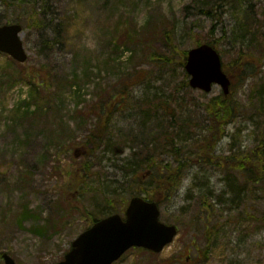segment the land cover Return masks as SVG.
Returning <instances> with one entry per match:
<instances>
[{"label": "rangeland", "instance_id": "374dc122", "mask_svg": "<svg viewBox=\"0 0 264 264\" xmlns=\"http://www.w3.org/2000/svg\"><path fill=\"white\" fill-rule=\"evenodd\" d=\"M247 1L0 0V24H22L27 52L24 63L0 52V264L4 252L16 264L58 262L92 217L114 212L103 197L116 187L128 195L115 164L132 149L119 141L146 135V98L179 132L187 164L159 202L178 233L160 252L133 247L113 264H264V196L231 165L264 134V0ZM197 41L218 51L236 103L207 151L216 160L200 158L195 138L207 135L204 105L221 88L205 93L184 77ZM129 83L127 100L110 104ZM102 110L111 120L98 143L88 136ZM174 154L157 161L176 165Z\"/></svg>", "mask_w": 264, "mask_h": 264}, {"label": "trees", "instance_id": "16d2710c", "mask_svg": "<svg viewBox=\"0 0 264 264\" xmlns=\"http://www.w3.org/2000/svg\"><path fill=\"white\" fill-rule=\"evenodd\" d=\"M236 1L239 4L241 0ZM247 2L248 1L245 0V6L250 7L247 5ZM208 10H211V7H208L207 11H205L206 15L210 16ZM247 11L252 10L250 9ZM33 12L36 16H39L40 13L37 12V5L33 8ZM30 20L32 19L30 18ZM206 43L211 44L209 41H206ZM199 44H201V42L197 41L194 46ZM243 70L244 66L242 67V71ZM226 74L228 75V72ZM184 77H187L186 73H184ZM130 86H132V83L123 85L118 90L116 95L110 99L109 103H124L127 100ZM100 99L104 101L107 100L103 99V97ZM145 102H149V104H147L146 114L142 115L140 113L141 122L148 123L150 119L154 121H150L152 125L148 126L147 130H145L146 127L142 128V131L145 132L146 135H134L129 140L125 139L119 141L120 147L124 148L129 146L132 150L128 158L121 163H116L115 166L121 172V181L118 182V184L121 183L127 185L126 191H128V195H141V193H143L145 195L144 198L155 201L159 206L160 201L168 199L172 195L187 164L184 160H181L177 154L178 148L176 146L178 145L176 140L179 136V132L170 131L166 126L167 117L164 114L157 113L160 102L156 100L153 101L148 98L145 99ZM204 106L208 119L205 126L207 128V135L202 134L199 138H195V141L197 145L199 143L198 154L201 159L206 158L209 160H216L215 157L210 156L207 151L211 150L215 140L223 134V124L231 121L235 116H237L235 112L236 103L232 101L231 92L225 95L221 91L218 95L211 97ZM98 117L99 121L96 128L98 135L95 136L90 133L88 137L98 140L99 143L100 141H104L105 127L109 126L111 116L107 113V110H102V115L101 112H99ZM90 143L92 144V142ZM167 152L172 154L175 153L174 157L177 161L176 165H170L167 163L162 164L161 159L160 161H157L162 154ZM231 165L242 171L244 174L246 191L251 190V187L253 186H258L262 190V196H264V134L260 137L258 144L251 151L241 154L239 158L232 161ZM140 170L148 172L147 177L150 182L147 186L143 185L144 183H139L142 181V175L139 173ZM139 184L141 189L138 187ZM232 185L234 186V182H232ZM135 186L139 189L138 191ZM128 195L123 196L122 191L116 187L113 188L111 193L105 194L103 199L108 203L107 206H109L111 210L114 212H121V209L125 208L127 205ZM93 198L95 200L96 197ZM109 213L113 212L109 211ZM260 213L261 222L264 224V210ZM96 217L97 216L92 217L89 223L91 224L95 221Z\"/></svg>", "mask_w": 264, "mask_h": 264}, {"label": "water", "instance_id": "95a60500", "mask_svg": "<svg viewBox=\"0 0 264 264\" xmlns=\"http://www.w3.org/2000/svg\"><path fill=\"white\" fill-rule=\"evenodd\" d=\"M21 31L22 26L18 23L0 25V52L19 63L27 59ZM184 70L189 76L190 87L209 92L214 85H219L223 93L228 94L230 79L223 71L219 53L213 46L202 43L190 48ZM159 215L155 202L133 196L124 218L116 213L96 220L72 241L63 259L54 264H112L127 249L135 246L159 252L177 233V227L161 222ZM2 257L4 264H16L8 253H3Z\"/></svg>", "mask_w": 264, "mask_h": 264}]
</instances>
